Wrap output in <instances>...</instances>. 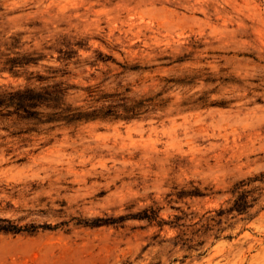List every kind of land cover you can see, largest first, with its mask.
<instances>
[{
	"label": "rangeland",
	"instance_id": "1",
	"mask_svg": "<svg viewBox=\"0 0 264 264\" xmlns=\"http://www.w3.org/2000/svg\"><path fill=\"white\" fill-rule=\"evenodd\" d=\"M0 32L22 33L26 49L44 54L84 42L75 49L90 61L106 54L120 63L152 65L162 56L194 54L184 68L233 80L211 95L229 102L226 108L182 105L194 92L215 87L202 83L185 95L171 93L168 108L139 120L53 132L28 147L12 145L11 154L2 148L0 216H26L15 212L22 207L63 210L64 220L118 217L134 202L138 209L156 202L167 218L174 210L165 198L175 186L193 183L221 193L201 204L189 202L209 209L220 205L236 181L264 171V0H0ZM74 72L71 81L78 85L102 83L110 89L116 80L139 81V91L149 90L155 75L124 73L116 79L123 70L113 62ZM22 83L0 72V86ZM21 158L26 161L19 163ZM33 184L41 189L28 196ZM33 219L58 222L40 215L26 221ZM145 225L130 220L118 228L0 235V264H264V212L227 230L224 235L232 239L210 237L206 254L194 251L185 262L183 249L169 254L168 245L147 248L158 230H143Z\"/></svg>",
	"mask_w": 264,
	"mask_h": 264
},
{
	"label": "trees",
	"instance_id": "2",
	"mask_svg": "<svg viewBox=\"0 0 264 264\" xmlns=\"http://www.w3.org/2000/svg\"><path fill=\"white\" fill-rule=\"evenodd\" d=\"M22 33L10 36L0 32V72H6L24 83L18 86H0V150L7 154L13 152L12 145L28 147L42 136L65 129L77 131L82 126L95 122H118L139 120L169 107L174 97L171 93L180 91L183 95L200 84L215 85L209 91H196L186 97L182 105L190 110L208 109L211 107L226 108L229 102L212 100L211 95L219 92L220 86L233 83L230 78H216L211 73H202L199 69L184 68L186 63L193 62L194 54L179 56L166 55L159 57L158 64L143 65L117 62L112 56L96 54L90 61L78 54L75 47L84 48V42L67 44L61 47L59 54H44L30 51L22 42ZM113 62L123 72L116 74V79L124 73H136L140 76L155 74L152 86L147 91H139L136 85H123L116 80V86L105 89L102 83L78 85L72 83L77 77L74 70L83 66L98 67L100 63ZM169 74L162 75L163 71ZM86 72V70H84ZM187 90V91H186ZM26 158L19 159V163ZM40 186L32 185L28 196L40 191ZM207 190L190 183L189 186H175L165 201L174 210L167 218L162 215L164 207L158 203L136 208L137 202L127 207V213L118 217L70 216L64 220L63 210L28 209L19 207L15 212H26V216L17 219L0 216V235L37 236L45 232L63 231L71 233L74 228H101L104 226L123 227L125 222L134 220L144 222L143 230L156 228L158 231L147 245L171 247L169 254L176 249L188 253L182 261L192 258V252L199 251L198 257L206 254L205 246L210 237L215 239H232L225 236L227 230L233 229L239 222L250 223L264 212V171L236 181L227 191L228 195L217 207L202 210L195 209L190 201L208 198L214 200L221 193H208ZM18 196L17 193L14 194ZM184 203V206L180 205ZM64 206V205H62ZM13 209L12 206H10ZM29 215H40L58 219L55 224L36 220L26 221ZM62 219V220H61ZM25 222V223H23ZM174 231L168 237L162 233ZM161 239V240H160ZM177 261L175 258L174 262ZM122 264H132L127 261ZM150 264H162L151 262Z\"/></svg>",
	"mask_w": 264,
	"mask_h": 264
}]
</instances>
